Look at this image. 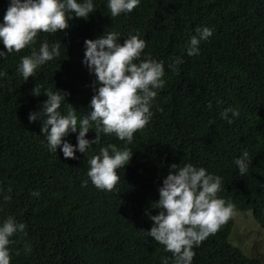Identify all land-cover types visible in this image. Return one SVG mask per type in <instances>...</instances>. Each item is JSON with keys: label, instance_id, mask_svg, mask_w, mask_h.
I'll use <instances>...</instances> for the list:
<instances>
[{"label": "trees", "instance_id": "16d2710c", "mask_svg": "<svg viewBox=\"0 0 264 264\" xmlns=\"http://www.w3.org/2000/svg\"><path fill=\"white\" fill-rule=\"evenodd\" d=\"M94 3L87 20L74 18L66 30L41 33L39 40L59 39L66 53L62 46L61 56L34 78L23 81L16 70L31 49L0 59V222L11 215L27 226L11 238V264H159L171 253L143 231L152 226L146 212L158 211L151 202L159 199L172 163L190 162L222 176L220 195L238 211L251 210L264 229V0H141L115 18L107 0ZM8 4L0 0V21ZM201 25L214 28V35L199 55L188 56L186 41ZM105 31L119 32L121 40L139 31L145 52L165 61L167 80L151 121L134 134L133 157L112 191L82 182L99 148L122 147V141L106 136L85 154L77 152V159H65L59 149L48 150L44 118L29 122L47 99L32 95L36 84L67 91L69 103L89 111L95 76L82 63L84 41ZM175 56L184 60L178 72L167 69ZM67 107L65 102L62 110ZM229 107L240 111L231 124L220 117ZM76 135L67 139L76 144ZM242 150L252 157L243 176L233 162ZM232 227L233 218L195 248L193 264H263L229 242Z\"/></svg>", "mask_w": 264, "mask_h": 264}, {"label": "clouds", "instance_id": "9594fccd", "mask_svg": "<svg viewBox=\"0 0 264 264\" xmlns=\"http://www.w3.org/2000/svg\"><path fill=\"white\" fill-rule=\"evenodd\" d=\"M140 4L141 0H107L112 18L131 13ZM96 9L94 0H9L0 21V43L4 46L0 49V59L31 49L30 54L20 57L16 70L23 81L34 78L39 69L61 56L62 46L66 53L59 39L51 43L46 38L39 40L41 33L66 30L74 18L87 20ZM214 31L207 25L197 26L186 41V54L199 55L201 44ZM146 48L147 41L139 31L123 40L117 31H105L95 39H85L82 63L95 76L94 94L87 112L69 103L66 98L70 93L65 90H53L42 84L31 90L34 96L47 97L38 111L30 113L29 122L39 120L40 116L44 118L41 133L50 152L57 153L59 149L65 159H77V152L85 154L94 145H101L103 137L112 136L123 142L122 147L109 143L99 148L88 160V180L82 186H87L90 180L97 189L114 190L121 179L119 170L125 169L133 157L134 151L129 146L134 134L144 129L153 117L154 102L167 84L166 67L164 60L154 58L145 52ZM183 63L180 56L169 57L167 69L178 72V66ZM65 102L68 107L62 110ZM239 115V109L232 107L220 112V117L229 124ZM90 130L95 132L92 139L87 137ZM73 133L77 134L76 144L67 139ZM233 162L243 176L252 157L249 151L242 150ZM158 191L159 199L151 202V208L158 211L146 212L153 223L143 232L163 245L164 252L171 253L161 256L159 264H193L195 248L237 215L235 205L220 195L224 191L223 177L190 162L172 163ZM32 195L38 196L39 192ZM4 199L7 201L8 197ZM26 227L11 215L0 222V264H11V238L25 232Z\"/></svg>", "mask_w": 264, "mask_h": 264}, {"label": "rangeland", "instance_id": "374dc122", "mask_svg": "<svg viewBox=\"0 0 264 264\" xmlns=\"http://www.w3.org/2000/svg\"><path fill=\"white\" fill-rule=\"evenodd\" d=\"M229 242L249 256H260L264 264V229L256 222L251 210H237Z\"/></svg>", "mask_w": 264, "mask_h": 264}]
</instances>
